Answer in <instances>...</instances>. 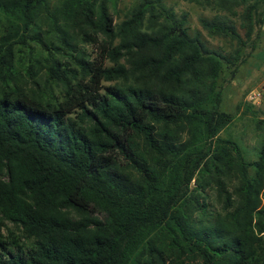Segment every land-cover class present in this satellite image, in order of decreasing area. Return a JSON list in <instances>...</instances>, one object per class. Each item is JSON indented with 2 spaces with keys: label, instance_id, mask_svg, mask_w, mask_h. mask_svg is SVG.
I'll list each match as a JSON object with an SVG mask.
<instances>
[{
  "label": "trees",
  "instance_id": "16d2710c",
  "mask_svg": "<svg viewBox=\"0 0 264 264\" xmlns=\"http://www.w3.org/2000/svg\"><path fill=\"white\" fill-rule=\"evenodd\" d=\"M182 1L235 48L208 47L163 0L119 23L114 0H0V264H264V120L250 159L220 136L219 85L264 0ZM26 37L42 89L16 82Z\"/></svg>",
  "mask_w": 264,
  "mask_h": 264
},
{
  "label": "rangeland",
  "instance_id": "374dc122",
  "mask_svg": "<svg viewBox=\"0 0 264 264\" xmlns=\"http://www.w3.org/2000/svg\"><path fill=\"white\" fill-rule=\"evenodd\" d=\"M138 0H114L115 4L109 8L114 23H119L136 5ZM53 3L54 0H51ZM165 7H169L178 16L185 13L187 15L188 33L193 35L197 33L200 39L210 48L220 49L222 51L230 52L235 46L228 42L216 38H210L201 29L198 24V18H211L213 12L209 10L200 9L192 4L183 2L182 0H163ZM5 20L0 17V35L3 34V27ZM235 25L238 27V21L235 19ZM41 25L39 37H43L45 32ZM242 34V31L239 30ZM252 49L246 48L243 53L246 55L243 64L239 65L233 77L228 74H222L219 80V85L222 90V108L224 111L233 115V120L229 126L220 133V136H231L239 142L243 150L248 154L250 159H254L253 148L256 146V139L258 138V131L254 128L255 120H264V106L253 107L249 113H244L242 105H244L245 94L255 86H257L264 78V16L262 24L255 27L253 34ZM26 46H17L19 52L13 59V67L16 75V82L21 86L32 87L33 81L37 82L40 89L45 85V75L41 64L42 59L37 57L39 54L38 45L35 41L26 37ZM83 49L90 56L94 55V48L90 45H84ZM34 53L33 57L27 52ZM65 58V57H64ZM40 61L41 64L37 63ZM107 85V84H104ZM53 93H56V87L52 86ZM0 228V234H5V227L11 228L7 223Z\"/></svg>",
  "mask_w": 264,
  "mask_h": 264
},
{
  "label": "built area",
  "instance_id": "2783aa9c",
  "mask_svg": "<svg viewBox=\"0 0 264 264\" xmlns=\"http://www.w3.org/2000/svg\"><path fill=\"white\" fill-rule=\"evenodd\" d=\"M244 103L253 107L264 106V78L245 94Z\"/></svg>",
  "mask_w": 264,
  "mask_h": 264
}]
</instances>
